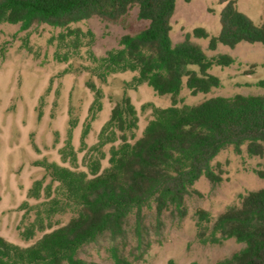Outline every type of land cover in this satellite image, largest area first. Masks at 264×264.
Returning a JSON list of instances; mask_svg holds the SVG:
<instances>
[{"label":"rangeland","instance_id":"rangeland-1","mask_svg":"<svg viewBox=\"0 0 264 264\" xmlns=\"http://www.w3.org/2000/svg\"><path fill=\"white\" fill-rule=\"evenodd\" d=\"M225 1L230 0H177L173 43L198 27L210 36L218 34ZM234 1L241 12L264 26V0ZM146 26L137 8L118 22L92 17L68 28L0 24V236L10 243L31 247L77 215L72 197L51 166L89 177L92 162L98 160L101 171L110 167L113 152L123 143L122 134L103 129L123 97L131 99L137 113L136 125L125 131L132 145L143 136L155 109L192 107L217 96L264 94L258 85L264 79L261 43L210 49L208 38L192 37L208 58L234 59L230 65L208 70L220 80V86L208 93L193 95L184 85L175 99L159 96L138 72L110 71L104 61L108 52L119 48L123 35ZM96 89L101 90L100 99ZM212 164L221 165L222 181L213 186L200 178L194 185L197 194L186 200L183 219L165 212L160 234L153 233L144 244L132 237L117 255L107 242L88 245L81 258L96 264H218L243 248V243L222 236L215 222L225 210L239 206L248 192L264 189L260 175L264 158L250 155L246 145L241 152L229 146ZM146 213L147 224H154L153 208Z\"/></svg>","mask_w":264,"mask_h":264},{"label":"trees","instance_id":"trees-1","mask_svg":"<svg viewBox=\"0 0 264 264\" xmlns=\"http://www.w3.org/2000/svg\"><path fill=\"white\" fill-rule=\"evenodd\" d=\"M225 2L218 34L210 36L198 27L177 44L171 38L177 0H0V24L68 28L92 17L118 22L137 8L147 26L123 35L119 48L104 59L106 66L110 71L138 72L157 95L175 99L184 85L193 95L219 87V78L208 70L234 62L229 55L208 58L192 37L208 38L210 49L219 44L234 48L241 42L264 45V26L241 12L234 0ZM258 85L264 88V79ZM95 94L96 99L102 97L100 89ZM136 121L131 99L117 101L103 131L117 129L123 143L103 171L98 160L90 164V177L51 166L77 215L28 248L0 236V264H96L81 258L86 246L107 242L117 255L132 237L144 244L153 233L160 234L165 212L183 219L186 200L197 194L194 185L200 178L213 186L222 181L221 165L212 164L222 150L233 146L241 152L246 145L250 155L264 158V94L217 96L192 107L155 109L143 136L131 145L125 131ZM152 208L154 224H147L146 209ZM215 228L244 244L218 264H264V189L248 192L239 206L221 213Z\"/></svg>","mask_w":264,"mask_h":264}]
</instances>
